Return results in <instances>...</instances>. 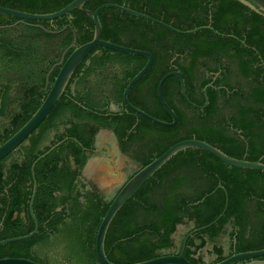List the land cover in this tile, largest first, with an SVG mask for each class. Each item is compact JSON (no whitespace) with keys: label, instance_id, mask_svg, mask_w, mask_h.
Wrapping results in <instances>:
<instances>
[{"label":"trees","instance_id":"trees-1","mask_svg":"<svg viewBox=\"0 0 264 264\" xmlns=\"http://www.w3.org/2000/svg\"><path fill=\"white\" fill-rule=\"evenodd\" d=\"M71 1L0 0V7L48 14ZM106 3L128 7L181 31L210 26L219 34L232 36L222 37L209 30L180 34L111 8L98 14L101 39L151 54L152 65L130 90L128 101L156 119L171 121L159 102L157 84L170 72L169 61L175 54L189 50L188 57L193 63L199 56L220 50L236 59L244 76L253 74L256 81L261 76L252 95L253 103L258 106L243 109L241 119L231 120L246 144L236 133L223 128L221 121L205 120L215 103L212 91H208L205 116L199 119L192 114L189 120L174 104L177 96L186 105L179 82L172 77L163 82L161 91L176 115V124L166 128L135 116L123 105L122 92L146 59L98 47L76 68L64 94L26 142L0 161V240H4L33 230L28 209L32 193L31 164L51 146L66 139L34 167L36 194L32 210L38 234L1 245L0 259L25 258L38 264H100L94 251L95 234L111 201H104L94 189L87 190L79 180L99 129L112 131L122 147L126 137V140H141L146 154L140 159V168L173 144L193 138L229 157L251 162L262 158L264 163V110L261 109L264 107V16L235 0H88L83 8L94 11ZM92 34L91 18L77 10L52 22L0 15V144L30 118L62 63L74 48L89 42ZM228 50L233 54H227ZM256 64L260 65L252 71ZM179 71L191 100L187 68L181 66ZM139 93L154 106L138 101ZM110 104L118 110L110 111ZM51 132H54L52 137ZM194 176L204 180L199 191L183 199L174 195L183 181ZM218 185L226 192V210L215 224L187 239L183 257L190 264H204L197 253L209 242L214 244L217 261L223 260L215 243L228 224L236 252L264 248V241L240 243L235 233L245 202L264 208V171L229 167L204 151L190 149L167 162L118 211L104 240L107 259L113 264H134L165 254L164 251L173 248L171 235L176 226L192 222L193 229L201 228L219 216L225 193L216 189ZM165 187L169 196L161 191ZM201 199V203L189 205ZM58 255L64 263L56 261ZM257 261L264 262V256Z\"/></svg>","mask_w":264,"mask_h":264},{"label":"water","instance_id":"water-1","mask_svg":"<svg viewBox=\"0 0 264 264\" xmlns=\"http://www.w3.org/2000/svg\"><path fill=\"white\" fill-rule=\"evenodd\" d=\"M87 1L88 0H73L68 5L63 7L62 9L56 12L48 13V14H32V13L22 12V11L10 9V8L0 7V15H3V16H9V17H13V18L21 19V20L48 21V22H52L53 20L59 19L63 16L68 15L70 12L77 10L89 16L93 24L92 39L89 42H86L73 49V51L68 55V57L65 59V61L60 66L47 94L45 95L44 99L40 103L39 107L30 116V118L12 136H10L6 141L0 144V161L6 158L10 153L17 150L20 147V145H22L24 142H26V140L38 128L41 122L48 116V114L50 113L52 108L55 106V104L58 102L62 94H64V92L66 91V87L68 86L70 79L74 71L76 70V68L80 64H82L86 60V58L89 55H91L92 52L98 47L105 48V49L119 52V53H123V54L140 56L146 59L144 66L137 72L135 76H133V78H131L128 81L126 87L124 88L122 92L123 105L125 106V108L129 109L135 116L136 115L142 116L143 118L151 121L152 123L157 124L162 127H166V128L173 127L176 124L177 122L176 115L174 111L165 102L162 96V91H161L163 82L169 77H175L178 79L179 86H180L181 93H182L184 100L187 103L191 104L192 106H195L187 98L186 93H185L182 73L177 70L173 72H169L165 74L164 76H162L157 84L158 99L161 105L163 106V108L169 114L171 118L170 122H164L162 120L156 119L153 116L142 111L141 109L133 106L128 101V94L130 90L134 87V85L144 76V74L151 67L152 56L150 53L146 51L124 47L122 45L114 44L107 40L101 39V23L98 17V14L100 11L104 9H109V8L119 10L131 16L141 18V19L150 21L152 23L159 24L176 33L185 34V35L194 34L201 30H209V31H212L214 34L222 36V37H232L230 35L225 36V35L219 34L216 31H213V29L210 26H201V27L194 28L192 30L181 31V30H178L172 27L171 25L165 24L143 13L134 11L128 7L118 5V4L106 3V4H103L97 7L94 11H89L83 8V5ZM235 1L239 2L243 6L250 9L251 11H254L257 14H261L264 16V0H235ZM206 104H207V100L203 107H205ZM65 141L66 139L61 142L56 143L54 146H51L46 152L38 156L31 164L30 172H31V178H32V193L30 196L28 209H29V213H30V216L34 224L33 230L30 233L23 235V236L0 240V246L8 244V243H12V242L24 241L38 234V225H37V222H36L33 210H32L33 201H34V197L36 194V181L34 177V167L41 159L45 158L55 148L59 147ZM190 149L204 151L212 155L213 157H215L217 160H219L224 165L229 166V167H234V168H238L242 170L264 171V163L261 162L262 158L258 161H252V162L247 161L244 158L235 159V158L227 156L226 154H224L222 151H220L216 147L204 141L196 140L194 138L182 140V141H179L173 144L165 152H163L160 156L154 158L147 165H145L144 167H141L134 174H132L130 178L124 182V184L120 187L118 192L112 198L111 202L109 203L106 209L104 216L102 217L99 223V226L95 234L94 251H95L97 260L99 261L100 264H113L107 259L105 255L104 240H105V236L108 231V228L112 220L118 213V211L167 162H169L178 153L183 152L185 150H190ZM86 165L87 164L83 166V170L86 167ZM222 190L224 191L223 188ZM224 193H225L224 208L222 212L219 214V216L214 221H212L210 224H207L206 226H203L201 228H196L193 231H191L189 234H187V236H185L184 239L182 240L180 248L176 254H163L159 257L152 258V259L138 262V263H134V264H190V262L183 257L186 241L192 234L209 228L211 225L215 224L223 216L226 210V207H227V202H228L226 192L224 191ZM263 256H264V248L260 250L236 253L214 264H239L240 262H246V261H252V262H249L248 264H264L263 261L256 260ZM0 264H38V263L31 261L29 259H25V258L7 257V258H1Z\"/></svg>","mask_w":264,"mask_h":264},{"label":"flooded vegetation","instance_id":"flooded-vegetation-1","mask_svg":"<svg viewBox=\"0 0 264 264\" xmlns=\"http://www.w3.org/2000/svg\"><path fill=\"white\" fill-rule=\"evenodd\" d=\"M226 53L229 55H232L233 51L228 50ZM188 54H190L189 50L184 51L182 55L175 54L174 57H172L169 61V69H170V72H173L176 70L179 71L181 66L187 68L188 78L192 86V91H191L192 96L190 97L191 100L189 101L195 106H192L191 104L187 103L184 100L182 93H181V89H180V95L183 101L185 102V104L193 108L195 111L192 112L189 109H187L184 103H181L179 99L177 100V96L174 101L175 106L179 110L183 111L189 120H191L192 114H193V117L197 116L199 119H202V117L205 116V109L207 108L209 104L208 91H212L215 95V103L213 106L212 113H210L208 117L206 116L205 120H208L213 123H219L221 121L223 128L228 130L230 133H236V135H238L240 139L246 144V141L244 140V138L240 136L241 132L233 127L231 120L232 118L241 119L242 118L241 111L243 109L245 110L248 108H255L256 106H258L253 103L252 95H253V88L258 86L257 81L261 80V76L257 78V81H256V77L253 74H251L248 77L244 76L238 67V63L236 59L230 58L228 55L224 54L220 50H215L206 55L199 56L197 60H195V62L193 63L191 62V59L188 57ZM257 65H260V64H256L255 66H253L252 71L254 68H256ZM172 78H175V77H172ZM175 79L178 81L177 78ZM202 83H204L203 86H201ZM227 86L232 87V89L228 90ZM172 89L173 88L170 85L169 90L171 92H172ZM136 99L140 102H143L145 105H149L150 107L154 106L153 104L150 103V101L145 97L144 94H140V93L136 94ZM206 100H207V104L205 107H203L205 105ZM112 105L113 104H110V106ZM110 106H109V110H110ZM261 109L264 110V107H261ZM102 131L109 132L111 136L114 138L119 155L121 157L127 158L132 163L137 164L140 169V159H142L144 155L146 154L145 153L146 149L145 147H143V142L137 139L126 140L127 138L126 137L125 139H123L125 144L122 147L117 137L114 135V133L107 129H99L97 133L94 135L93 146H92V149L89 152H87V158L89 155L97 153L99 150V147H101L99 150L100 153H105L106 156H108L109 160L112 162V164L114 163L113 157L111 156L109 149L106 146L99 145L98 147V145H96V136ZM254 132H257V130H254ZM53 135H54V132H51L50 137H52ZM82 169L80 170V173H79V180L85 185V188L87 190L94 189L92 185L87 182V180L85 181L81 177ZM129 178L130 176L127 179ZM203 185H204L203 179H198L195 176L194 178L191 177L190 180H186L181 183L180 187L176 190V192H174V195L176 194L182 199L193 196L197 191H199L202 188ZM218 188L222 190L223 187L221 185H218L216 189ZM161 191L162 192L166 191L165 192L166 196L170 195L166 187L163 188ZM97 194L99 195V193ZM111 200L112 199H110V201ZM202 201L203 199L195 203H190L189 205H192V204L197 205L198 203H201ZM193 230L194 229H193V224H192V228L186 232L184 237L187 236V234H189ZM230 231H231V224H228L226 228L224 229L221 237L215 243V245L221 249V252H222L221 255L224 259L230 257L233 254L238 253L236 252V249H235L234 237H232V239H230L229 237ZM235 233L239 236L240 243L242 244L262 243L264 241V208H255L254 202H245V208H242L241 216L238 219V227L235 229ZM225 236L228 239L227 253H224L223 251L224 249L222 245L219 244L220 243L219 240L221 238H224ZM184 237L182 238V240L184 239ZM181 242H180V245H181ZM207 244L212 245L211 253L214 256V259H212L210 263H206L202 259L203 263L204 264L217 263L218 262L217 257L213 253L214 244L207 242L205 246ZM180 245H179V248H180ZM178 250L171 254H176ZM165 254H170V253H165ZM197 256H201L200 252L197 253ZM55 258L58 263L63 262L60 255L56 256ZM249 262H252V261L240 262L239 264H248Z\"/></svg>","mask_w":264,"mask_h":264},{"label":"rangeland","instance_id":"rangeland-1","mask_svg":"<svg viewBox=\"0 0 264 264\" xmlns=\"http://www.w3.org/2000/svg\"><path fill=\"white\" fill-rule=\"evenodd\" d=\"M110 110L116 112L118 108L116 106H110ZM96 145L106 146L109 149L111 156L113 157V164L109 160L105 153H100V148L97 153L89 155L85 164L86 167L81 171V177L99 193L104 201H110L114 197L117 190L122 186L126 179L135 173L139 166L132 163L127 158L121 157L117 151L114 138L109 132L102 131L96 136ZM91 162V163H90ZM192 228V223L186 222L185 224L177 226L176 232L172 235L171 240L173 248L165 253H174L178 250L180 242L187 231ZM220 245L223 247L224 253L228 251L227 237L221 238ZM225 242V243H224ZM224 243V244H223ZM211 244H207L199 252L202 259L206 263H210L214 259L211 253Z\"/></svg>","mask_w":264,"mask_h":264},{"label":"bare ground","instance_id":"bare-ground-1","mask_svg":"<svg viewBox=\"0 0 264 264\" xmlns=\"http://www.w3.org/2000/svg\"><path fill=\"white\" fill-rule=\"evenodd\" d=\"M91 163V162H90Z\"/></svg>","mask_w":264,"mask_h":264}]
</instances>
